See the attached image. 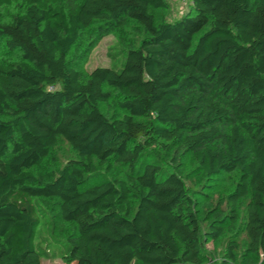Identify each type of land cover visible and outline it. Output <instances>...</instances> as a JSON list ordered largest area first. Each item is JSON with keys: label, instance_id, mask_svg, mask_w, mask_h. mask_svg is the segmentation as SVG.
<instances>
[{"label": "trees", "instance_id": "obj_1", "mask_svg": "<svg viewBox=\"0 0 264 264\" xmlns=\"http://www.w3.org/2000/svg\"><path fill=\"white\" fill-rule=\"evenodd\" d=\"M189 1L192 13L158 22L166 0H0V42L20 55L0 59V264L47 257L41 199L76 227L66 264H204L203 238L236 224L221 264H238L242 230L244 262L264 264V0ZM130 25L141 39L121 67L84 79L70 60L82 35ZM61 140L78 157L46 181L34 170ZM149 150L238 180L200 214ZM99 168L123 178L90 185Z\"/></svg>", "mask_w": 264, "mask_h": 264}, {"label": "rangeland", "instance_id": "obj_2", "mask_svg": "<svg viewBox=\"0 0 264 264\" xmlns=\"http://www.w3.org/2000/svg\"><path fill=\"white\" fill-rule=\"evenodd\" d=\"M168 7L162 11H152L158 22L175 21L184 17L188 13H192L191 2L189 0H166ZM9 15L11 10L6 11ZM141 36L138 34L135 26L130 25L127 29L111 34L102 40H98L94 33L82 35L79 43L72 50L70 60L85 79L92 70L97 67H121L124 57L129 46H138ZM115 63L111 58L112 54L119 53ZM18 52H9L5 42H0V59L17 60ZM101 111L111 116L115 110L108 106L101 105ZM148 157L153 162H159L168 172H178L179 175L186 179L187 186L190 188V194L194 199L200 214L205 209V205L209 202L216 203L221 196H226L233 189L238 180V174L222 175L216 178L208 179L201 176L197 164L191 155H185L181 161V168L177 170L171 164L170 157H167L160 150H149ZM78 155L64 141H60L57 148L51 152L50 157L46 160L40 169H35L37 176L43 177L46 181L55 178L69 160L77 159ZM115 178H123L119 172L109 173L104 168H99L98 173L89 179L90 185H95L105 181L114 180ZM194 180V181H193ZM193 181V182H192ZM45 213L43 225L40 229L38 242L46 249L47 257L42 264H66L67 252L65 243L69 236L75 233L74 224L66 223L60 213V205L56 200L41 199L38 201ZM244 210H241L243 214ZM239 224L233 229L228 230L222 239L218 242H209L203 238V252L205 253L204 264H221L225 258V241L233 235H237ZM206 226H202L204 232ZM239 240L241 249L237 253L238 264H246L243 254L246 250L247 240L246 234L242 230L239 232ZM254 260L261 264L262 257H255ZM78 264V263H74Z\"/></svg>", "mask_w": 264, "mask_h": 264}]
</instances>
